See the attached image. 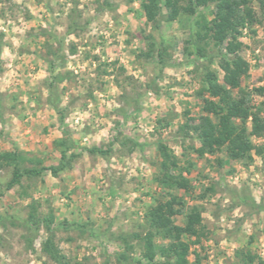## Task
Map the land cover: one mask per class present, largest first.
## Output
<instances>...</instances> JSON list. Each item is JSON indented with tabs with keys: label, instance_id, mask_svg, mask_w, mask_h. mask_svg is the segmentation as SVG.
Returning <instances> with one entry per match:
<instances>
[{
	"label": "rangeland",
	"instance_id": "1",
	"mask_svg": "<svg viewBox=\"0 0 264 264\" xmlns=\"http://www.w3.org/2000/svg\"><path fill=\"white\" fill-rule=\"evenodd\" d=\"M141 2L0 0V154L18 149L47 169L61 164L56 140L70 141L68 157L76 154L57 177L46 170L10 190L12 169H0V264H56L43 251L52 235L73 263L122 264L117 255L126 252L129 264H146L133 236L145 234L147 210L168 198L156 179L157 142L192 183L190 192H174L183 204L176 223L195 206L202 213L207 237L191 247L190 262L199 255L201 264H245L242 254H251V264H263L264 209L250 199L264 206V158L196 152L195 128L210 100L201 95L206 74L224 76L222 47L197 37L215 7L176 19L163 10L149 23ZM251 7L259 23L239 36L250 71L233 96L249 95L257 107L264 8L258 0ZM193 40L205 57L196 59ZM253 143L264 146V135ZM33 210L40 219L53 214L52 232L30 226Z\"/></svg>",
	"mask_w": 264,
	"mask_h": 264
},
{
	"label": "trees",
	"instance_id": "2",
	"mask_svg": "<svg viewBox=\"0 0 264 264\" xmlns=\"http://www.w3.org/2000/svg\"><path fill=\"white\" fill-rule=\"evenodd\" d=\"M253 1L255 0H142L141 2V9L149 23H156L163 10L169 17L176 19L181 14L195 16L199 8L211 5L215 7L213 19L203 20L197 37L203 41L211 40L217 47H222L219 53V65L224 76L222 82L214 71H208L205 77V87L201 95L208 94L210 100L206 101L204 108L207 115L195 128L201 144L196 152L200 156H204L207 152L216 155L226 151L228 158L235 161L247 160L252 153L264 158V146L253 143V138L264 135V103L254 107L248 99L249 95L233 96V91L240 89L243 79L250 71L249 63L239 55L243 47L239 36L241 29H252L259 23L251 7ZM258 1L264 8V0ZM2 39L1 35L0 58ZM193 47L196 59L205 57L204 48L199 47L194 40ZM49 87L53 92V83ZM256 91L262 94L264 88ZM0 107H2L1 99ZM61 122H64V117L61 118ZM54 147L61 153V164L49 169L39 167L42 164L41 160L27 157L18 149L1 153L0 169L11 168L13 172V178L8 183L7 189L20 185L24 177H39L46 170L51 171L55 177L67 170L70 167V161L76 157V154L68 157L72 147L70 141L58 139L54 142ZM156 147L160 157V169L156 179L158 185L168 191V198L158 200L147 210L145 219L148 230L145 234H135L133 237L142 246L141 256L146 260V264H201L199 255H196L193 263L189 258L191 247L200 245L207 237L201 211L195 206L185 214L183 225L176 223V218L183 214L181 209L183 204L174 192H190L192 183L183 171H177L180 165L174 152L164 142H157ZM220 163L222 165L221 161ZM185 171L189 172L187 169ZM245 201L243 199L242 203ZM250 202L255 208L264 209V206L257 204L253 199H250ZM28 221L30 226L36 228L44 224L47 231L52 232L54 216L50 214L40 219L33 210ZM126 250H132V246L127 244ZM43 251L56 264H91L86 260L73 263L62 254L53 240V235L43 244ZM242 256L245 264L255 261V257L251 254H242ZM117 259L122 264H129L126 252L118 254ZM261 263L264 264V262Z\"/></svg>",
	"mask_w": 264,
	"mask_h": 264
}]
</instances>
